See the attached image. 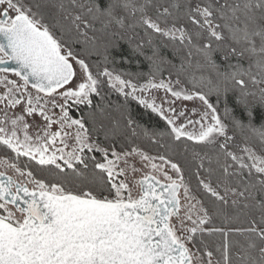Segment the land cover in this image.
<instances>
[{"label": "snow or ice", "instance_id": "6c2138e0", "mask_svg": "<svg viewBox=\"0 0 264 264\" xmlns=\"http://www.w3.org/2000/svg\"><path fill=\"white\" fill-rule=\"evenodd\" d=\"M0 147V264H264V0H0Z\"/></svg>", "mask_w": 264, "mask_h": 264}, {"label": "trees", "instance_id": "16d2710c", "mask_svg": "<svg viewBox=\"0 0 264 264\" xmlns=\"http://www.w3.org/2000/svg\"><path fill=\"white\" fill-rule=\"evenodd\" d=\"M111 99L115 101L117 97L115 95L111 96ZM133 109L135 110V114H137L142 122L148 123V124H155L157 122V118L153 116H149L148 113H146L142 108L138 107L137 105L133 104ZM2 147H0L1 149ZM4 152H2L5 156H11L12 154L2 148ZM21 165L23 166V160H21ZM32 167L35 169V165H32ZM40 175H45V173L41 172Z\"/></svg>", "mask_w": 264, "mask_h": 264}, {"label": "rangeland", "instance_id": "374dc122", "mask_svg": "<svg viewBox=\"0 0 264 264\" xmlns=\"http://www.w3.org/2000/svg\"><path fill=\"white\" fill-rule=\"evenodd\" d=\"M157 95H159V94H157ZM189 107H191V103H189ZM2 152H4V150L1 148V149H0V158L5 157V155H4ZM0 170H3V168L0 167ZM9 174H13V175H14V173H12L11 170H9ZM21 179H23V178H21Z\"/></svg>", "mask_w": 264, "mask_h": 264}]
</instances>
